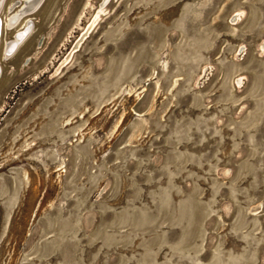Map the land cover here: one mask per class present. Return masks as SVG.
Masks as SVG:
<instances>
[{"label": "rangeland", "instance_id": "1", "mask_svg": "<svg viewBox=\"0 0 264 264\" xmlns=\"http://www.w3.org/2000/svg\"><path fill=\"white\" fill-rule=\"evenodd\" d=\"M15 1L0 264H264V0Z\"/></svg>", "mask_w": 264, "mask_h": 264}, {"label": "bare ground", "instance_id": "2", "mask_svg": "<svg viewBox=\"0 0 264 264\" xmlns=\"http://www.w3.org/2000/svg\"><path fill=\"white\" fill-rule=\"evenodd\" d=\"M42 0H23V1H15L13 2L11 5V7L9 8V15H8V19L6 21V27L12 29L13 26H15L17 24V22L19 21L20 17L28 12H32L41 2ZM5 0H1L0 1V11H2L3 6H4ZM21 4V8L15 12L12 13V10L15 8L16 5ZM102 10L100 9V12ZM98 17V14H96L95 19ZM98 19V18H97ZM96 22V21H94ZM93 22V23H94ZM2 20L0 18V40H1V34H2ZM32 27V22L31 21H27V24L25 25V27L17 32H15L12 37L8 40L5 41V44L3 46V53H2V59L6 60L8 56V54H10L11 50H10V44L12 41L9 42V44H7V41L12 40L17 38L18 40H22L24 37L27 36V33L30 31ZM16 36V37H14ZM0 73H1V67H0ZM241 78H237V82L240 81Z\"/></svg>", "mask_w": 264, "mask_h": 264}, {"label": "water", "instance_id": "3", "mask_svg": "<svg viewBox=\"0 0 264 264\" xmlns=\"http://www.w3.org/2000/svg\"><path fill=\"white\" fill-rule=\"evenodd\" d=\"M1 1V0H0ZM4 1V0H3ZM43 1V0H42ZM42 1L39 3V5L42 3ZM39 5L35 8V9H37L38 7H39ZM34 9V10H35ZM33 10V11H34ZM28 13H30V12H28ZM27 13H25V14H23L21 17H20V19L24 16V15H26ZM238 15V14H237ZM19 19V20H20ZM32 28H33V23H32V27H31V29H30V31L27 33V36L26 37H24L22 40H18L17 38H15V39H12V40H9V41H7V44H9V42L10 41H12L11 42V44H10V50H11V52H10V54H8V56L7 57H5V58H7V59H9L10 57H12V56H14L15 54H16V52L18 51V49L20 48V46L22 45V43L26 40V38L28 37V35L30 34V32H31V30H32ZM14 37H16V36H14ZM6 59V60H7ZM27 61V58H24L23 60H22V62L21 63H25ZM237 82V81H236ZM259 209V205L257 204V205H255V206H253L252 208H251V211H256V210H258Z\"/></svg>", "mask_w": 264, "mask_h": 264}]
</instances>
